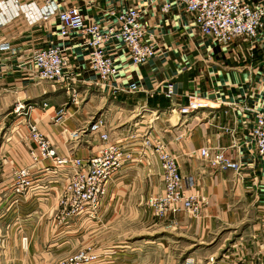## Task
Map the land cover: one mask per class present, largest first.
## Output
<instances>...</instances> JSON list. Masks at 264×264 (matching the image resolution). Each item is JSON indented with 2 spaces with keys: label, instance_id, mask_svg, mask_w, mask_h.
Segmentation results:
<instances>
[{
  "label": "crops",
  "instance_id": "obj_1",
  "mask_svg": "<svg viewBox=\"0 0 264 264\" xmlns=\"http://www.w3.org/2000/svg\"><path fill=\"white\" fill-rule=\"evenodd\" d=\"M163 1L52 0L46 4L45 0H0V43H10L15 49L0 51V123L10 116L15 119L13 126L26 128L24 123L28 119L32 123L36 121L54 141L58 153L67 155L72 152V146H68L60 127L49 121L57 106L62 105L58 100L70 96L68 87L79 93L106 97L109 105L116 101L121 110L109 108L113 113L110 129L119 128L140 114H149L147 127L137 126L140 122H135L119 129V136L110 135L113 142L141 160L126 161L109 182L99 216L86 219L87 227L85 220L72 222L71 233L76 237L87 233L88 239L105 234L120 220L150 224V227L157 224L147 200L150 195L164 191L162 168L158 156L150 155L152 148L144 144L145 137H154L177 156L181 174L194 178L195 184L187 191L204 199L197 216L181 212L168 215L162 221L174 220L179 236L204 248L188 258L203 264H227L234 259L264 264V157L256 154L249 140L254 110L264 105V29L252 49L242 37L221 47L199 31L191 16L177 7L176 0H169L173 10L168 13L162 11ZM248 1L264 4V0ZM74 7L104 27L116 23L111 12L136 8L142 13L148 33L154 36L157 53L140 65L132 63L122 42L106 45L105 51L119 69L112 83L119 87L115 93L100 84L84 44L85 37L77 32L65 39L60 36L58 14ZM51 42H58L66 49L67 71L72 73V79L51 84L32 78L33 52ZM131 82L138 84L137 92L128 91ZM169 84L173 85L172 98L164 94ZM190 93L205 99L207 106L187 115L178 110L170 113V109L187 103ZM44 101L49 103L45 109L41 106ZM18 103L36 107L18 115L15 111ZM166 113L180 114L182 119L172 123L170 119L164 120ZM190 115L191 119L187 120ZM72 124L68 122L69 129H74ZM200 148H207L210 156L222 152L230 161L238 163V169H214L207 157L199 155ZM3 151L0 264H8L1 258L2 254L28 250L35 234H63L61 228L56 229L55 218L59 213L57 199L62 178L49 171L47 166L52 167L53 163L46 160L41 167L47 168H32L35 172L32 185L18 193L14 174L22 165L18 164L19 160L25 165H30L32 160L28 149L16 139ZM74 154L78 156L80 151ZM33 221H39L37 229ZM60 240L61 245L57 247L62 249L65 239Z\"/></svg>",
  "mask_w": 264,
  "mask_h": 264
},
{
  "label": "built area",
  "instance_id": "obj_2",
  "mask_svg": "<svg viewBox=\"0 0 264 264\" xmlns=\"http://www.w3.org/2000/svg\"><path fill=\"white\" fill-rule=\"evenodd\" d=\"M45 1L46 4L52 3V0ZM148 1L154 3L156 0ZM176 2L177 7H181L191 16L199 31L212 38L221 47L229 46L235 38L242 37L249 41L252 49L258 34L264 29V4L252 3L248 0H176ZM161 8L163 12L168 13L173 10V5L171 1L164 0ZM111 13L115 17L116 23L106 27L89 19L76 7L60 11L58 20L62 39L69 37L72 32H77L85 37L84 44L89 50L92 69L97 73L100 84L115 93L119 87L113 86L112 83L118 75L119 69L112 56L105 51L106 45L117 41L122 42L135 65L145 64L153 58L157 53V45L154 36L149 34L145 28L142 13L138 9L128 8L125 11ZM5 50L15 51L10 43H0V51ZM31 59L33 62L32 78L38 82L56 84L67 78L72 79V73L67 71L69 57L66 54V49L58 42H51L36 49ZM138 90V84L131 82L128 91L137 92ZM75 92V88H67V93ZM164 94L167 98L173 97L172 84L167 86ZM187 99V103L178 108L174 107L171 111L178 110L181 114L187 115L207 106V103L200 101L195 93L188 94ZM41 105L47 107L48 103L44 101ZM27 106L29 109L36 107L34 104ZM22 108H26V104L18 103L15 111L20 112ZM62 112L63 110H60V113ZM103 123L102 120H98L90 127L92 132L101 134L104 144L95 155L86 160L75 155L59 156L51 140L36 125L29 124L30 137L37 148L31 150L33 166L18 170L15 181L16 190L20 191L23 187H30L35 173L32 168L44 166L43 162L50 160L55 173L64 167L77 169L73 180L69 183L71 190L76 195L77 209L87 212L96 211L101 197L106 194L110 180L126 161L133 158V154L126 148L116 142L109 141V134ZM71 137L76 141L80 139V134L75 131L71 133ZM249 140L256 154L264 157V105L254 110ZM145 145L147 148H152V151L158 156L164 183V191L160 194L150 195L147 200L153 213L161 217L177 215L181 212L197 216L204 199L187 191L188 187L195 184L194 178L192 176L184 177L181 174L177 156L167 149L162 140L148 137L145 140ZM198 153L202 157H207L210 166L214 169H238V163L230 161L222 152L210 156L207 148H200ZM45 168L47 167L40 169ZM185 264L196 263L193 259L188 258ZM227 264L256 263H250L245 259H234Z\"/></svg>",
  "mask_w": 264,
  "mask_h": 264
},
{
  "label": "rangeland",
  "instance_id": "obj_3",
  "mask_svg": "<svg viewBox=\"0 0 264 264\" xmlns=\"http://www.w3.org/2000/svg\"><path fill=\"white\" fill-rule=\"evenodd\" d=\"M68 94L70 96H66L63 101L58 100L62 105L59 107L57 106L54 116L52 117V120L49 121V124L53 123L60 127L61 133L65 137L68 146H72L70 149L73 153L71 152L67 155H60L54 141L46 132L39 128V124H37L36 121H33L32 123L28 119L24 123L26 128L23 126L20 127V125L13 126V120L15 119L14 116H10L4 122L0 123V160L2 159L5 147L8 149L11 143L13 145L15 139L28 149L31 158V150L37 147L30 137L29 124L36 125L37 128L51 140L53 147L56 149L59 156L69 157L75 155L74 152L80 151V154L77 157L86 160L92 155H95L104 144L101 134L99 132H92L90 129L92 124L96 121L102 120L104 122L103 124L109 134L108 139L113 142L110 135L112 137L119 136L117 133L119 129L128 128L130 125H133L131 123L135 122H140L137 126H142L144 128L148 126L151 119L149 114L144 116L145 113H143L136 118L133 117L129 122L121 124L119 128L114 127L113 129H110L109 122L113 113L110 112L109 108L121 110L117 106L115 100V102L112 101V103H110L112 105H109L107 98L98 94L79 93V91ZM198 98L200 101L207 103V101L199 95ZM42 108L45 109L47 107L42 106ZM33 110L34 109H29L26 105V108H22L20 112L16 113L20 115L24 112L27 113L28 111ZM60 110H63V112L60 113ZM170 113H172L171 109ZM170 113L164 115V120L170 119L173 123L178 121L179 118L182 119L180 114L177 115V113H175L174 115H171ZM74 115H76L75 118H72ZM129 115L131 114L129 113ZM153 117L155 118L156 115ZM186 118L187 120L191 119V115ZM125 119L126 117L122 121ZM68 122L73 123L71 126H74V129H69L70 127L67 125ZM153 123L154 121H151V124ZM75 131H78L80 134V139L76 141L72 140L71 137V133ZM146 139L147 137L144 139V144ZM94 147L97 148L93 149ZM149 154L155 155L152 150H149ZM140 160L139 156H133L129 161L130 163H137ZM23 162L24 161L21 159L19 160L18 164H22L19 169L31 167L34 163L33 160L30 165H25ZM43 163L45 164V161ZM47 167L50 172L53 174L55 173L52 170L53 166ZM19 169H17L14 174V183L17 179V172ZM76 172L77 169L75 167H64L61 170H58V178H62V185L57 199V210L59 213L56 214L55 218L57 224L56 229L59 230L61 228L63 234L58 236L54 234L49 235V233L43 232L35 234V236L31 237L33 243H30V248L28 250H24L23 252L15 251L3 253L1 258L5 262L8 264H185L187 258L191 254L204 251V248L200 245L193 244L190 239L179 236L177 222L174 220L168 221L169 223L162 222L165 217L154 214L148 204L147 207L158 220L157 224L153 227H150V224L141 225L140 223L120 220V222L113 223V226L108 228L106 233L103 229L102 232L105 234L99 233L88 239L87 233L77 237L74 236L73 233H71L72 230L70 224L77 219H80L81 223L85 220V225L87 222L86 219L91 220L97 218L100 213L99 208L103 199L108 194L109 187L108 183L106 194L101 197V201L96 207V211L87 212L77 209L75 203L76 195L69 185ZM16 185L19 184L16 183ZM26 189L27 188H24L23 191ZM16 192H18V190H16ZM33 222L35 223L33 227L37 229L39 221ZM85 227H87V224ZM80 230H82V228ZM108 231H110V233H108ZM60 239H65L63 242L65 243V246L62 249L57 247L61 245ZM210 260H213V258ZM195 263L203 264L198 262Z\"/></svg>",
  "mask_w": 264,
  "mask_h": 264
}]
</instances>
